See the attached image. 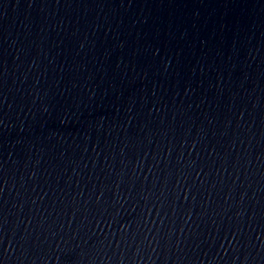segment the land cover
<instances>
[{
  "label": "water",
  "instance_id": "water-1",
  "mask_svg": "<svg viewBox=\"0 0 264 264\" xmlns=\"http://www.w3.org/2000/svg\"><path fill=\"white\" fill-rule=\"evenodd\" d=\"M0 264H264V188L114 163L0 120Z\"/></svg>",
  "mask_w": 264,
  "mask_h": 264
}]
</instances>
